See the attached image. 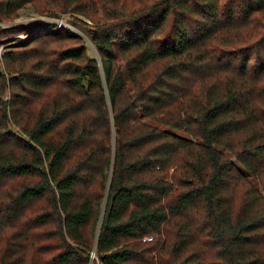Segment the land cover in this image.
<instances>
[{"label":"trees","instance_id":"trees-1","mask_svg":"<svg viewBox=\"0 0 264 264\" xmlns=\"http://www.w3.org/2000/svg\"><path fill=\"white\" fill-rule=\"evenodd\" d=\"M28 1L83 31L0 23V264H264V0Z\"/></svg>","mask_w":264,"mask_h":264},{"label":"rangeland","instance_id":"rangeland-1","mask_svg":"<svg viewBox=\"0 0 264 264\" xmlns=\"http://www.w3.org/2000/svg\"><path fill=\"white\" fill-rule=\"evenodd\" d=\"M75 14V13H74ZM76 15V14H75ZM76 16L81 17L82 19H86L80 14H77ZM3 25H9V24H28L30 26H37L40 24V26L45 27H54L57 26V24H63L66 28H68L70 31L73 32H79L82 33V23L78 22L77 20H73L70 15H68L66 12L59 11L55 14H51L44 11H39L34 4L30 1L26 2L24 5L19 7L17 9L16 14L11 17L9 20H2L0 21ZM15 36L20 37L19 34H9L7 36L1 37V43L9 45L16 43L13 38ZM12 40V41H11ZM2 44V45H3ZM234 158L233 156H231Z\"/></svg>","mask_w":264,"mask_h":264},{"label":"built area","instance_id":"built-area-1","mask_svg":"<svg viewBox=\"0 0 264 264\" xmlns=\"http://www.w3.org/2000/svg\"><path fill=\"white\" fill-rule=\"evenodd\" d=\"M19 35H20L19 38H21V39L25 37V34H24V33H21V34H19ZM2 52H3V45L0 44V55L2 54Z\"/></svg>","mask_w":264,"mask_h":264}]
</instances>
